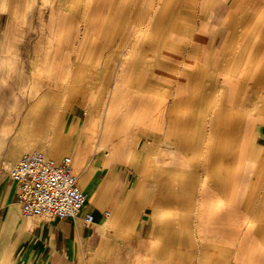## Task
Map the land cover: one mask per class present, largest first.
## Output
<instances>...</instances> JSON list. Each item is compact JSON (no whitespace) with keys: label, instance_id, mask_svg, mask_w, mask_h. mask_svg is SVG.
Returning <instances> with one entry per match:
<instances>
[{"label":"rangeland","instance_id":"1","mask_svg":"<svg viewBox=\"0 0 264 264\" xmlns=\"http://www.w3.org/2000/svg\"><path fill=\"white\" fill-rule=\"evenodd\" d=\"M240 2L0 0V61H4L0 62V72L13 70L15 60L21 59L23 53L45 59L46 49L57 48L54 54L59 73L56 81L38 63L31 69L39 75L45 74L40 82L44 78L47 87L59 97L65 150L56 156L57 160L70 155L80 126L95 121L102 123L100 136L104 147L110 145L116 149L135 144L140 135L143 139L144 132L164 121L167 107L179 100L178 89L185 94L188 88L205 87L204 93L194 95L195 107L203 110L208 107L210 94L222 93L228 77L232 89L222 98L221 110L214 118L209 111L201 122L196 118L191 120L188 128L190 134L201 131L203 137L197 139L203 141L200 153L205 155L207 144L220 146L222 143L223 148L229 143L230 138L221 136L222 125L228 122L234 127L237 139L233 136L231 141L236 140L237 144L232 143L237 155L233 161L237 163V182L250 187L239 202L244 212L238 217L242 220L245 215L258 212L256 218L263 229L251 234L249 252L242 257L248 264H264V134H261V131L264 133L261 127L264 105H254L259 98H264V74L259 91L251 95L244 85L247 83H241L245 79L240 76L244 67L254 61H258L264 71V32L248 43L246 26L240 30L242 33L239 27L231 28L230 21L243 9ZM58 35L62 36V41L57 39ZM45 41L48 44L44 45ZM216 51L221 55L216 56ZM190 67H194L192 75L187 74ZM235 68L238 76L228 73ZM256 138L261 146L260 158L244 152ZM139 146H142L141 141ZM27 152L31 151L23 153ZM146 155L144 149L139 153L140 157ZM216 155L224 160L218 163V171L222 172L227 165V152ZM206 161L201 159L200 163L209 160ZM145 180L146 185H153L150 173ZM204 258L198 261L191 253L187 264H201ZM231 258L218 254L215 264H233L229 261Z\"/></svg>","mask_w":264,"mask_h":264},{"label":"crops","instance_id":"2","mask_svg":"<svg viewBox=\"0 0 264 264\" xmlns=\"http://www.w3.org/2000/svg\"><path fill=\"white\" fill-rule=\"evenodd\" d=\"M24 61L21 56L13 70L0 72V264H187L191 253L198 261L205 257L201 264H215L218 254L232 257L229 261L233 264H248L242 256L249 252L251 234L263 229L256 218L258 212L242 220L238 217L244 212L239 202L250 187L237 182V163H233L237 155L232 143L237 144L231 141L236 135L234 127L228 122L221 127V136L230 138L225 147L222 143L205 146L203 160H209L207 163L186 164L191 155L186 149L200 153L204 145L199 140L201 131L190 134L188 128L195 118L201 122L198 112L204 114L205 108L198 110L194 104V95L204 93L201 85L191 101L186 100L189 88L177 96L179 100L165 110L164 121L144 132V140L140 135L142 146L138 141L116 149L108 145L106 150L100 136L102 123L80 126L71 148L72 165L88 199L79 215L72 219L23 215L10 170L24 151L39 150L52 138L38 126L36 136L29 135V123L22 120L24 110L19 104L30 86L21 79L33 74ZM39 83L38 87L48 90L44 78ZM49 92L58 101L59 115L54 123L62 131L59 97L51 87ZM219 95L210 94L207 105L210 97ZM184 111L190 114L183 120L175 117ZM57 137H62L60 132ZM92 137L97 138L93 148ZM192 139L200 143L191 150ZM258 143L256 138L251 145L261 147ZM251 145L244 152L260 158ZM143 149L147 155L140 157ZM224 151L228 160L220 172L218 163L224 160L216 154ZM243 168L246 170L247 164ZM148 173L152 186L145 183ZM181 174L184 179L176 182ZM204 177L207 181L202 185L199 181ZM166 212L171 213L167 218ZM86 214L92 216L89 223L84 221Z\"/></svg>","mask_w":264,"mask_h":264},{"label":"bare ground","instance_id":"3","mask_svg":"<svg viewBox=\"0 0 264 264\" xmlns=\"http://www.w3.org/2000/svg\"><path fill=\"white\" fill-rule=\"evenodd\" d=\"M241 5H244L242 11H239V14H236L235 17L230 21L231 22L230 26H231V28L233 26L234 30L237 27H239L238 29H239L240 33L243 32V30L242 31H240V30L244 26H246L245 28H247L246 31L248 33V41L247 42L248 43L253 42L256 39V37L259 36L260 33L264 32V0H244L243 3L241 0L239 6H241ZM230 10H229V12H230ZM187 25H188V22L185 23V26H187ZM188 32H190V30H188ZM57 37H58L57 38L58 40L62 41L61 35H58ZM188 38L190 39V37H188ZM198 38L199 37L197 36V39ZM192 42H194V41L192 40ZM46 44H48L47 41L44 42V45H46ZM48 47H50V46L48 45ZM56 51H57L56 47H53V50H50L48 48L44 51L43 56H45L46 58L49 56L48 60H46V58L45 59H36L35 55H32L31 53L30 54L29 53H23L21 56L25 57V61H24L25 65L24 66L26 68H28L30 70L31 69L34 70L35 64L38 63L46 69L49 77L50 76L53 77L52 80L55 81L58 79V75H59L57 62L54 59L55 58L54 54L56 53ZM215 55L218 56L221 54L219 51H216ZM55 62H56V64H55ZM237 68L233 69L230 72L228 71V73H230V74L232 73L233 75L238 76ZM189 70L190 71H189V73L187 72V74H190V75L194 74L193 72H191V70L194 71V67L193 68L190 67ZM9 74H11V73H9ZM263 74H264V71H262V67L260 66V63L258 61H254L253 63H248V65L244 67V70L240 76H242V78H244L245 81H243L241 83H243V84L245 82L247 83L244 85H245V87H247V91H248V93H250L249 95H251V93L253 94L254 92L259 91V87H261V85H262L261 80H262ZM42 75H45V74L39 75L36 71L35 72L33 71V74L30 73V74H28V76H23V79H21V82L22 83L26 82L29 84L30 92L24 91V93L22 95V99H21L20 104H19L20 105L19 108L21 110H24L22 120L24 122L29 123V125H28L29 126V130H28L29 135L36 136V131H37L36 127L37 126L41 127L42 129L44 128L45 135H51L52 138H50L48 140V143L45 146L40 145V147L38 149L40 150V152H44L49 157L58 161L56 156H58L59 154H61L65 150V147L62 145L61 137L60 138L57 137L59 132L61 133V136H62L63 130L59 131L58 124L54 123L56 116L59 115V110H58L59 108L57 107L58 101H57L55 95L51 94L49 92L50 87H48V90H45L43 87L42 88L38 87L40 84L39 82L41 80L40 77ZM228 79L229 78L227 77L226 82L224 83V89H222L221 95H219L215 98H213V97L209 98L211 104L204 109L203 115L201 113H199L197 111V109H195L198 112L197 115H199V118L201 121L203 120L204 116L206 115V112L210 111L209 113H211V115L214 116V114H216V112L219 110V108H221L222 98L224 97V95H226V93L228 91H230L232 89V86H231L232 84L230 83V81L229 82L227 81ZM17 83H18L17 80H15V84H17ZM171 84L173 85V82ZM179 90L180 89H178L177 96L181 95V90L180 91ZM197 92H198V90L196 88H194V87L189 88V90L187 92L189 98H187L186 100L191 101L193 99L192 96ZM254 105L257 107L263 106L264 105V98L263 97L259 98V100L254 102ZM187 114H190V113L184 111V112L178 114L177 116L175 115V117L179 120H183ZM61 117L63 118V115H61ZM110 118H112V117H110ZM62 128H63V126H62ZM64 132H67V131H64ZM192 140H194V141H190V143H191L190 149L191 150L195 149L197 147V145H199L198 143H200L196 139H192ZM96 145H97V138L92 137V141L90 142V147L93 148ZM132 148H134V147H132ZM251 148L252 149L256 148V150L258 152H260V149H261V147H256L255 145H251ZM34 149H37V148L36 147L31 148V149H29V151H39V150H34ZM186 152L191 153V155L188 158H186V164L189 167L200 162V160L204 158V155L201 153H198L197 150H193L192 152H190L188 149H186ZM69 153H70L71 157H74L71 149L69 150ZM75 174L77 177L78 185L81 187L80 180L78 179L79 177H78V174L76 171H75ZM184 177L185 176L183 174H181L180 178L176 179V182H181L182 179H184ZM206 181H207V179L204 177L203 179H201L199 181V183L203 185V184H205ZM170 215H171L170 212H166L164 217L167 218ZM159 243H161V240L157 241L155 245H158Z\"/></svg>","mask_w":264,"mask_h":264},{"label":"built area","instance_id":"4","mask_svg":"<svg viewBox=\"0 0 264 264\" xmlns=\"http://www.w3.org/2000/svg\"><path fill=\"white\" fill-rule=\"evenodd\" d=\"M23 215L72 219L79 215L88 194L78 185L70 155L56 161L44 152L23 153L10 170ZM92 220L86 214L84 221Z\"/></svg>","mask_w":264,"mask_h":264}]
</instances>
